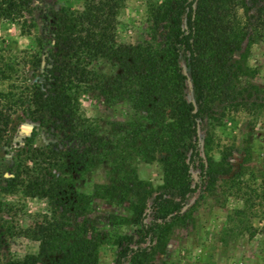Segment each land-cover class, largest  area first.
<instances>
[{
  "label": "trees",
  "instance_id": "1",
  "mask_svg": "<svg viewBox=\"0 0 264 264\" xmlns=\"http://www.w3.org/2000/svg\"><path fill=\"white\" fill-rule=\"evenodd\" d=\"M36 1L0 0V21L15 23L22 35L32 36L38 28ZM124 1L85 0L82 10H45L35 49L0 53V82H8L7 90H0V142L20 110L53 136V141L34 146L33 133L6 165L4 192L46 201L50 209L36 214L27 226L0 215V264H98L104 235L87 218L93 196L79 189L77 175L114 154L113 173L122 174L133 153L150 161L165 152L164 191L153 199L152 222L138 208L131 219L135 232L115 238L114 264L128 259L144 264L148 250L143 245L155 240L161 222L179 217L189 195L198 190L190 179V165L198 156L199 120L212 112L215 102L236 111L264 106L253 100L258 87L244 80L251 72L246 53L234 57L244 42H264V0L150 3L155 24L150 37L138 44L117 40ZM183 52L187 74L180 64ZM99 62L110 64L113 71L97 69ZM188 78L194 101L187 97ZM79 92L93 93L109 107L127 102L133 118L139 119L120 127V139L100 136L80 113ZM171 111L176 112L173 123L166 119ZM210 162L205 175L215 178L218 172ZM129 172L99 187L97 197L117 203L140 197L139 182L130 180ZM21 236L38 242L36 256L5 252L9 239Z\"/></svg>",
  "mask_w": 264,
  "mask_h": 264
},
{
  "label": "rangeland",
  "instance_id": "2",
  "mask_svg": "<svg viewBox=\"0 0 264 264\" xmlns=\"http://www.w3.org/2000/svg\"><path fill=\"white\" fill-rule=\"evenodd\" d=\"M163 0H125L117 18V40L126 44H138L150 36L155 24L149 12V4ZM85 0H37L34 4L38 28L32 36L21 34L20 27L10 21H0V53L16 54L22 50L36 48L35 38L42 32V12L64 7L82 10ZM246 53V64L251 69L245 77L256 85L259 93L255 102L264 103V42L247 45L244 42L235 59ZM7 54V53H4ZM186 53H182L180 64L187 74ZM96 68L111 73L113 68L99 62ZM8 82H0V90H7ZM187 97L194 101L193 86L188 78ZM80 113L98 130L100 136L120 139L122 125L136 122L135 113L127 102L107 106L93 93H75ZM212 112L199 120L198 156L190 165V179L199 187L189 195L186 205L177 218L161 222L153 242L143 245L148 254L144 264H264V106L253 112L234 110L227 104L215 102ZM176 121V112L166 118ZM141 121H145L141 119ZM36 133L34 146L53 141L50 133L41 130L38 122L20 110L0 142V215L12 222L27 226L38 213L49 212L46 201L29 199L20 193L6 194L3 190L6 165L27 139ZM165 152H157L153 160L147 161L132 154L127 159V173H113L117 154L85 173L77 175L79 189L93 196L87 218L103 235L99 247L98 264H114L118 247L115 238L135 232L137 226L131 222L138 208L142 217L151 223L156 211L151 207L156 194L164 191L162 159ZM210 159L217 170V177L205 175ZM132 171L130 180L139 182L140 197L128 196L123 203L97 197L99 187L111 184L112 178L120 179ZM7 203L8 205H3ZM13 207V209L11 208ZM128 220V221H127ZM20 225V226H21ZM39 244L31 239L14 237L9 239L5 252L12 256H36ZM126 264H131L130 259Z\"/></svg>",
  "mask_w": 264,
  "mask_h": 264
}]
</instances>
